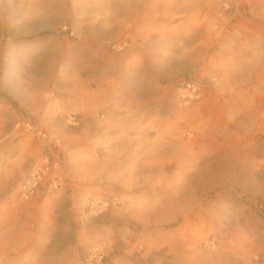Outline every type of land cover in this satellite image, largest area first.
<instances>
[{
  "label": "rangeland",
  "instance_id": "1",
  "mask_svg": "<svg viewBox=\"0 0 264 264\" xmlns=\"http://www.w3.org/2000/svg\"><path fill=\"white\" fill-rule=\"evenodd\" d=\"M46 156L62 188L21 201ZM97 242L106 264H264V0H0V264Z\"/></svg>",
  "mask_w": 264,
  "mask_h": 264
},
{
  "label": "built area",
  "instance_id": "2",
  "mask_svg": "<svg viewBox=\"0 0 264 264\" xmlns=\"http://www.w3.org/2000/svg\"><path fill=\"white\" fill-rule=\"evenodd\" d=\"M215 82V78L212 79ZM179 96L184 105H189L200 101L203 98V86L193 80L184 81L179 87ZM71 122L76 124V118L72 117ZM25 128L32 131L44 141L50 143L58 155L62 154L61 144L58 139L45 134L37 129L31 123H25ZM59 163L52 160L51 157H43L40 164L31 168L29 173L18 184V196L23 202L31 201L41 195L42 191H55L62 188L64 180L55 173ZM104 211L103 204L100 201H93L90 206V212L96 216ZM107 250L103 243L97 242L88 250L84 264H106Z\"/></svg>",
  "mask_w": 264,
  "mask_h": 264
},
{
  "label": "crops",
  "instance_id": "3",
  "mask_svg": "<svg viewBox=\"0 0 264 264\" xmlns=\"http://www.w3.org/2000/svg\"><path fill=\"white\" fill-rule=\"evenodd\" d=\"M233 47H236V46H233ZM233 47H229L230 49V53H229V56H244L245 55V58H249L246 54H241L240 52V47H242L241 45H238L236 48H233ZM237 49V50H236ZM23 254H26V251L23 252Z\"/></svg>",
  "mask_w": 264,
  "mask_h": 264
}]
</instances>
